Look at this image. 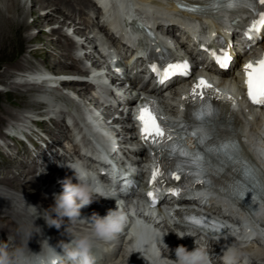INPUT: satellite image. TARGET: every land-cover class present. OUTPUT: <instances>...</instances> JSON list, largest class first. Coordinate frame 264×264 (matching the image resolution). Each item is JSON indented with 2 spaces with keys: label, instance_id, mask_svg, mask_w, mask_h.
Here are the masks:
<instances>
[{
  "label": "snow or ice",
  "instance_id": "snow-or-ice-1",
  "mask_svg": "<svg viewBox=\"0 0 264 264\" xmlns=\"http://www.w3.org/2000/svg\"><path fill=\"white\" fill-rule=\"evenodd\" d=\"M260 3L264 4V0H260ZM241 5L252 7V0H213L210 6L235 8ZM178 7L184 8L186 5L179 4ZM200 7V5H191L190 10H198ZM261 26H264V11L259 13V19L252 23L251 28L245 34L250 36L253 29L259 32ZM200 47L204 48L205 46L201 44ZM208 51L220 68L226 69L230 66L232 56L229 51L224 48H220L219 52L212 49H208ZM188 66L187 60L176 64L170 63L163 69V75L171 76L173 73L179 72L187 76ZM150 67L159 77L160 72L156 65L152 64ZM243 72V83L248 99L254 105L264 106V55L256 61L255 65L251 61L244 63ZM212 87L204 77H199L192 85L191 92L182 97V99L190 100L193 103L199 101L198 107L190 111L194 118L192 123L181 121L170 124L159 115L153 102H142L136 115V120L140 125L141 139L151 146L157 147L160 152L167 149L169 156L177 157L178 162L174 163V168L169 170L167 175L179 181L182 179L181 173H184V183L183 187L169 188L168 191L171 194L180 195L182 191H187L188 187L193 185H207L214 188V177L218 171L225 165H237L240 178L234 179L221 191L234 202L243 198L245 193L251 192L253 199L259 198L261 204L264 205V170L259 169L245 154V149L237 138L238 133L235 131L225 132L222 130L224 126L215 125V121L221 118L222 113L218 105H214L208 100V90ZM181 107L186 106L181 105ZM184 135H191L194 138L195 146L193 148L189 149L184 145ZM213 157L219 164V169L213 167ZM185 165L191 167L186 168ZM161 175V167L158 162L152 169L149 181L153 190L147 193L153 204L156 203L154 182ZM188 218L197 225L203 224V221L195 216ZM215 224L216 222H213V226ZM221 227L223 226L221 225Z\"/></svg>",
  "mask_w": 264,
  "mask_h": 264
},
{
  "label": "clouds",
  "instance_id": "clouds-1",
  "mask_svg": "<svg viewBox=\"0 0 264 264\" xmlns=\"http://www.w3.org/2000/svg\"><path fill=\"white\" fill-rule=\"evenodd\" d=\"M57 163L70 169L71 175L59 181L62 190L53 193L52 202L47 207L27 202L22 192L19 193L17 211L21 219L17 232L21 243L12 251L0 247V264H95L93 249L98 246V241L111 240L124 227L127 217L114 187L100 180L96 171L79 158ZM100 197L115 198L116 207L108 209L105 215L93 211L83 216L81 209ZM41 217L48 227L61 229L62 225L65 226L62 234L69 238L58 241L56 245L62 251H56V247L49 244V237L44 234L42 226L35 223ZM65 221L86 223L88 227L82 231L71 230ZM164 234L153 232L143 241L145 264H210L205 243H196L191 250L177 245L172 250L174 258H170L169 248L162 239ZM33 236L39 237V252L28 248V241ZM164 249L168 250L167 254ZM238 254V249L230 248L225 257L227 264H232Z\"/></svg>",
  "mask_w": 264,
  "mask_h": 264
},
{
  "label": "bare ground",
  "instance_id": "bare-ground-1",
  "mask_svg": "<svg viewBox=\"0 0 264 264\" xmlns=\"http://www.w3.org/2000/svg\"><path fill=\"white\" fill-rule=\"evenodd\" d=\"M9 4H4L6 9H10L11 12L14 14L13 16H5L2 12V8L0 9V58L7 53L9 50H11L15 45L21 44L22 42L28 43L30 40L34 39L36 35L34 36H22L21 33L23 31H26L30 29L31 27H35L38 30L43 31L44 33H47L46 39L43 40V43L41 42V47H39L37 50V53L40 54V52H44L47 50L48 47H52V55L46 53L43 56H41V62L39 64H42L43 66L49 68L52 73L56 76L60 75H69V76H76L74 72H68L67 70H63L66 68L65 66L67 62L64 61L63 55L67 59H72V54L68 52V48L62 42L56 37V34H62L60 31L61 27L54 28L52 26L53 24V16L58 15L62 13L63 9H70V10H76L82 11V6H90V2L88 0H30V7H23L20 3V0H8ZM112 4V0H105ZM45 10L43 15L40 14ZM112 14L110 17H112L111 21L109 22V29L114 30L115 27L119 26L121 29V33L126 35V27L127 25L124 24L127 19H131L129 17V9L125 8L121 11L117 9V7L111 8ZM10 12V13H11ZM78 16L80 15L79 12H77ZM85 15V14H83ZM28 18H31V22L29 23L27 21ZM89 22H92L89 20ZM55 23V22H54ZM62 25V24H61ZM33 29V28H32ZM59 31V32H58ZM100 31H103L100 30ZM74 33V31H73ZM127 36V35H126ZM41 37V36H40ZM131 41L130 35L127 38ZM38 40V39H37ZM42 40V39H41ZM31 42V41H30ZM34 51V52H35ZM51 51V50H50ZM36 53V52H35ZM22 54V53H21ZM24 54V53H23ZM32 54V53H30ZM29 55V53H28ZM22 56V55H21ZM9 57V56H8ZM20 57V55H19ZM34 58V57H33ZM39 58V57H38ZM44 58V60H43ZM26 59V58H25ZM35 59V58H34ZM16 60V59H15ZM18 60V59H17ZM16 60V61H17ZM22 60V59H20ZM15 63V62H14ZM17 66L20 67L21 64L16 62ZM8 63H6L4 66L7 67ZM72 67H74V63L69 64ZM11 69V68H9ZM7 71V72H5ZM3 70L0 73V82L6 81L5 84L11 88L12 82H9V70L8 68ZM76 79L74 80H68L65 82H62L61 85L63 87H67L68 89L75 90L77 92V96L84 97L86 95L85 92H82L81 89H75L73 84H76ZM9 83V85H8ZM20 89H18V86H13L12 90L9 91V95H15L16 100H22L25 99L27 96L24 95L25 93H35L38 92L39 89H30L27 88L24 93L19 92ZM8 92H0V97L4 98L7 96ZM5 102V101H4ZM17 102V101H16ZM2 103V102H1ZM1 106V105H0ZM29 106H33L32 103L29 102ZM17 107V106H15ZM13 109V107H11ZM0 114L4 115H11V111L8 109V104H4L2 108H0ZM3 120L0 118V135H1V125L3 124ZM45 121H41V124L44 125ZM115 124H122L121 122L114 121ZM55 127L57 126V122H54ZM127 130V129H126ZM127 132V131H125ZM132 130H128V133H132ZM52 135H56L53 132H49ZM7 179L1 178L0 183L4 184H11L14 185V182H16L17 176H22L20 174H13V173H7ZM27 176V175H26ZM18 178V177H17ZM43 178V179H42ZM19 179V178H18ZM25 179V178H24ZM62 180V179H61ZM20 181V180H19ZM18 181V182H19ZM53 179L50 178V176L45 175L44 177H37L33 176L24 181L26 187L28 188V193H34L35 195H42L45 193H49L51 187L49 185L46 186L44 190H39V186L53 183ZM20 183V182H19ZM23 187V186H22ZM49 188V189H48ZM48 189V190H46ZM53 189L55 191L59 192L62 190L61 183H57ZM45 200H47L46 197H44ZM143 225V224H142ZM248 228H251L250 233H245L246 237H251L254 234H261L264 233V228H260L258 226H255L252 222H248L246 224ZM235 228V225L232 226V228ZM231 228H228V231H230ZM14 231V223H13V217H10L9 215H1L0 214V233L2 236V239L5 240L7 236L12 235ZM226 232L222 234V236H225ZM18 236H13V241H17ZM210 246L207 248L210 258V264H222L220 261H217L214 257L215 248L218 246L216 242L210 241ZM234 248L239 250V254L237 256V259L242 257L245 259V264H247L248 259L251 258V256H258V258L264 259V240L263 239H257L255 242L249 244V245H234ZM241 248V249H240ZM227 263V262H226Z\"/></svg>",
  "mask_w": 264,
  "mask_h": 264
},
{
  "label": "rangeland",
  "instance_id": "rangeland-1",
  "mask_svg": "<svg viewBox=\"0 0 264 264\" xmlns=\"http://www.w3.org/2000/svg\"><path fill=\"white\" fill-rule=\"evenodd\" d=\"M38 1H40V0H38ZM9 1L8 0H0V9L2 8V12L3 13H5L4 15L5 16H13L14 14L11 12V10L9 9H6V8H4L5 7V5L6 4H9L8 3ZM6 3V4H5ZM20 3L22 4V5H24L23 7H30V0H20ZM5 4V5H4ZM11 12V13H10ZM45 12V10H43L42 12H40V14L41 15H43V13ZM60 16H58V15H55V16H53V24H52V26L53 27H57V26H61V24L63 25V23L61 22L62 21V19L63 18H61L62 16H71V17H74L75 18V16H76V19H78V21H84V17L82 16L83 14H81L80 16H78V18H77V14H75L74 12H70V11H68L67 9H63V11H62V13L61 14H59ZM27 21L30 23L31 22V18H28L27 19ZM55 22V23H54ZM33 28V29H32ZM21 35L22 36H34V35H36L35 36V38L34 39H32V40H30L28 43H24V42H22L21 44H18V45H15L11 50H9L7 53H5L3 56H2V58H0V73L4 70L5 71V69H7V67L6 66H4L6 63H8V70H9V72L8 73H12L13 72V70H15V64H17L16 62H19V61H22V60H24V61H29V60H31V59H34L35 58V60H39L40 58H42L41 56H43L44 54H46V53H48V54H50L49 52H50V50L52 51L53 49H52V47H48V45H47V50L46 51H42V52H40V54L39 53H37V51H35V50H37L39 47H41V42L43 43V40L44 39H46V36H47V33H44L43 31H41V30H38L37 28H35V27H31L30 29H28V30H26V31H23L22 33H21ZM41 36V37H40ZM38 39V40H37ZM42 39V40H41ZM39 46V47H38ZM36 53H35V52ZM22 53V54H21ZM24 53V54H23ZM28 53H29V55H28ZM30 53H32V54H30ZM19 55H20V57H19ZM22 55V56H21ZM51 55V54H50ZM9 56V57H8ZM34 57V58H33ZM39 57V58H38ZM26 58V59H25ZM64 58V57H63ZM17 61H16V60ZM20 59H22V60H20ZM65 59V58H64ZM15 62V63H14ZM14 67V68H13ZM66 68H64L63 70H67L68 72H72V71H70L69 69H70V67L69 66H65ZM9 68H11V69H9ZM5 72H7V71H5ZM9 74V75H10ZM10 78V76L8 77V79ZM6 81L4 80V83H5ZM74 85V84H73ZM72 85V86H73ZM0 92H4V91H0ZM10 93L8 92L7 93V96L6 97H4V98H1L0 97V108H2L3 106H4V104L6 105V104H8V109H12L11 107H13V109H12V111H14V109H16V108H21V107H23L24 106V104H25V99H22L23 101H19V100H16V96L13 94H11V95H9ZM5 101V102H4ZM17 101V102H16ZM2 102V103H1ZM15 106H17V107H15ZM2 115H4V114H0V118L3 120V122L5 121V118L2 116ZM0 175H2V176H7V174L5 173V172H3V170H2V173L0 172ZM19 179H18V178ZM16 177V182H14V185L16 186V187H18V188H22V189H26V190H28V188L26 187V185H25V183L23 182V181H21V176H17ZM25 178H26V176H25ZM20 180V181H19ZM25 180V179H24ZM20 183H19V182ZM23 186V187H22ZM46 187H44L43 189H45ZM42 189V190H43ZM43 195H45V194H43Z\"/></svg>",
  "mask_w": 264,
  "mask_h": 264
}]
</instances>
